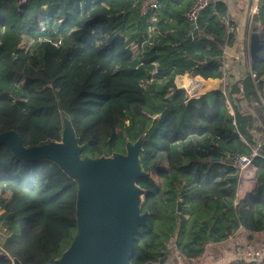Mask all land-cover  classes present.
<instances>
[{
    "label": "trees",
    "instance_id": "obj_1",
    "mask_svg": "<svg viewBox=\"0 0 264 264\" xmlns=\"http://www.w3.org/2000/svg\"><path fill=\"white\" fill-rule=\"evenodd\" d=\"M47 1H0V133L14 130L26 147L58 142L66 118L85 145L81 156L93 159L125 153L126 143L142 138L138 157L146 176L136 184L148 216L135 231L130 264H161L171 247L184 260H197L208 244L238 229L264 232V136L253 159L254 192L245 200L235 203L240 173L224 162L250 153L258 142L253 131L264 124L258 97L264 0L253 19L260 24L258 49L243 79L226 86L225 95L207 91L190 100L183 90L167 95L166 88L187 71L203 80L223 76L220 46L233 39L223 3L213 1L193 30L181 16L184 0H159L164 10L153 13L149 5L142 9L144 0H92L82 14L60 4L64 20L50 30L37 18ZM150 17L159 43L133 59L130 43L144 41ZM24 37L39 40V57L19 46ZM153 62L164 72L150 80ZM17 90L23 97L14 96ZM76 191V181L54 161L20 160L1 144L0 193L8 197H0V224L8 233L0 264L59 259L76 234Z\"/></svg>",
    "mask_w": 264,
    "mask_h": 264
},
{
    "label": "water",
    "instance_id": "obj_2",
    "mask_svg": "<svg viewBox=\"0 0 264 264\" xmlns=\"http://www.w3.org/2000/svg\"><path fill=\"white\" fill-rule=\"evenodd\" d=\"M250 42L252 57L257 33ZM62 121L58 142L26 147L14 130L0 133V146L5 144L20 160H52L77 183L76 234L60 258L46 264H130L135 231L148 216L141 212L144 194L136 184L146 176L138 157L142 138L126 143L125 153L82 157L85 145L78 143L71 122ZM12 264L20 262L13 258Z\"/></svg>",
    "mask_w": 264,
    "mask_h": 264
},
{
    "label": "crops",
    "instance_id": "obj_3",
    "mask_svg": "<svg viewBox=\"0 0 264 264\" xmlns=\"http://www.w3.org/2000/svg\"><path fill=\"white\" fill-rule=\"evenodd\" d=\"M127 2L129 0H126ZM187 1L185 6H183V11L181 16L189 7V4L194 0H184ZM215 2L223 3L226 6V11L222 17L223 22L227 25L228 33L231 32L233 34V39L231 42H224L221 45V55L217 58V61L221 63L225 60L229 63V67H226L227 75L224 77V84L230 85L237 80L243 79L247 69L249 68L250 59H251V44L250 42L252 35L256 34L259 30L260 24L254 23V17L249 23V17L247 14V9L249 7L250 0H214ZM48 2V3H47ZM44 5H42L37 13V18L42 23L43 29H53L55 25H59L64 20V15L61 14L60 10L57 9V6L60 4H69L72 9H75L78 13L82 14L86 7L91 5L92 0H48ZM144 4L146 6H142V9H145L149 5V10L154 12L159 7L164 10L162 6L159 5V0H144ZM155 4V8L150 5ZM165 12V11H164ZM161 15V12H158V15ZM157 15V17H158ZM155 16V15H153ZM184 18V17H183ZM155 17H150L148 19V30L146 34V38L141 43H145L142 48V54L149 51L154 43L157 41L160 35V31L158 26L155 25ZM191 26V25H190ZM192 28V26H191ZM193 30V28H192ZM254 30V31H253ZM23 39V38H22ZM29 39V38H28ZM22 41V40H21ZM133 42V41H131ZM159 43V42H158ZM20 45V44H19ZM223 59V61H222ZM223 76L225 74V70H222ZM222 76V77H223ZM221 77V78H222ZM201 78V77H200ZM221 78H208L207 80V88H210L208 91H214L213 89L219 90V87L222 86L223 82ZM202 79V78H201ZM203 80V79H202ZM206 88V89H207ZM213 88V89H212ZM228 156V155H227ZM225 164H228L232 167L231 158L224 159ZM251 173H240V177L237 181L235 192L236 199L235 203L245 200L248 196H250L254 192V188L256 185L255 180V168L254 166L251 168ZM253 243H259L264 240V232L253 234L244 231L243 229H238L234 233L228 235L227 239L210 243L205 247V251L201 257L197 260H194L195 264H221V260L226 256L234 257L233 245L238 243H244L249 241ZM205 255L209 257L206 261L204 260ZM186 261V260H184ZM186 261V263L191 262Z\"/></svg>",
    "mask_w": 264,
    "mask_h": 264
},
{
    "label": "built area",
    "instance_id": "obj_4",
    "mask_svg": "<svg viewBox=\"0 0 264 264\" xmlns=\"http://www.w3.org/2000/svg\"><path fill=\"white\" fill-rule=\"evenodd\" d=\"M2 1V0H0ZM21 3H25L26 0H19ZM139 0H133V4H137ZM214 0H194L185 13L183 14L184 19L187 21L189 25L192 26L193 29L198 28L197 21L201 14L207 9L210 4ZM261 0H250L249 7L247 9V14L249 17V23L254 16H256L260 9ZM155 8V4L150 5ZM51 42V41H50ZM61 40L57 39L52 41L51 44L53 46L60 45ZM145 43H135L131 42L129 46V50L131 51L132 58L138 59V57L142 54V48ZM223 61V59H222ZM226 67H229V63L225 60L222 62V70H225L224 76L221 78L223 82L221 88L219 89L223 95L226 93V85L224 84V77L227 75ZM164 72L163 69L159 66L158 63H150L147 70V76L149 79H154L162 75ZM264 81V77L261 78V81ZM172 85H169L166 88L167 95L171 94L175 89L183 90L185 94L186 100L190 99H198L200 96L205 94L207 91V80H202L198 75H194L191 72L187 71L182 74H176L172 78ZM264 94V86L262 88L261 93H259L258 97L260 101H262ZM261 146L260 143H256L255 148L251 150L248 154H235L232 157V164L236 167L239 172L245 173L248 167H253V159L258 156L257 153L258 148ZM8 229L4 225L1 229V236H4L5 232ZM6 236V235H5ZM4 236V237H5ZM234 257L226 256L221 260V264H264V240L259 243H253L251 241H247L244 243H238L233 245ZM167 259H165L161 264H168Z\"/></svg>",
    "mask_w": 264,
    "mask_h": 264
},
{
    "label": "rangeland",
    "instance_id": "obj_5",
    "mask_svg": "<svg viewBox=\"0 0 264 264\" xmlns=\"http://www.w3.org/2000/svg\"><path fill=\"white\" fill-rule=\"evenodd\" d=\"M262 1V0H261ZM260 4H261V2H260ZM260 10V9H259ZM254 31V30H253ZM42 38H44V37H42ZM39 40H37L35 43H33L32 44V41L30 40V39H28V38H23L22 39V41L20 42V47H24L25 49H27V50H29V49H31V50H29V52H32L33 54H34V56H40V51H39V48L38 47H36V44H37V42H38ZM32 44V45H31ZM32 46V47H31ZM226 86H228V85H226ZM221 87H219V89H220ZM210 88H207L205 91H208ZM213 89V88H212ZM218 89V88H217ZM216 89V90H217ZM211 90V89H210ZM213 90H215V89H213ZM222 93V92H221ZM23 95H24V93L22 92V91H15V94H14V96L15 97H17V98H19V97H23ZM244 105H245V103H244ZM258 104H256V106L255 107H257L258 108V106H257ZM258 110V109H257ZM252 114H254L255 115V113L254 112H252ZM260 115V114H259ZM256 116V115H255ZM261 116V115H260ZM262 117V116H261ZM263 118V117H262ZM259 122V127L257 126V129H255L254 131H253V133H254V135L256 136V139H257V143H260L261 144V141L259 140L260 138H263V136H264V124H262L261 123V121H258ZM245 172H247V173H251L252 171H251V168L250 167H248L247 169H246V171ZM0 197H8V195L7 194H1L0 193ZM3 215H4V211H3V209H2V207H0V219H2V217H3ZM2 227H4V224L2 225V224H0V234H1V229H2ZM5 235H7V230H6V232H5V234H4V236ZM4 236H1L0 235V245H1V242H2V240L4 239ZM171 247V246H170ZM209 259V257L207 256V255H205V257H204V260L206 261L205 263H207V260ZM167 263L168 264H195V262H194V260L192 261V263L191 262H189V263H186L185 261H184V259H183V257H181L180 256V254L176 251V249H174L173 247H171V250H169V254H168V257H167Z\"/></svg>",
    "mask_w": 264,
    "mask_h": 264
}]
</instances>
